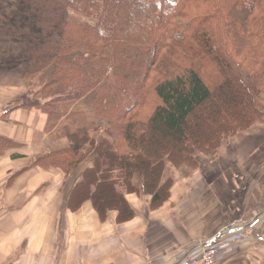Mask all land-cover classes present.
<instances>
[{
  "label": "trees",
  "instance_id": "trees-1",
  "mask_svg": "<svg viewBox=\"0 0 264 264\" xmlns=\"http://www.w3.org/2000/svg\"><path fill=\"white\" fill-rule=\"evenodd\" d=\"M5 2L0 66L35 81L24 106L45 112L48 133L69 141L36 163L68 175L94 155L79 185L100 218L105 185L118 214L133 217L125 192L161 203L176 181L168 167L195 170L199 154L216 156L263 119L264 0Z\"/></svg>",
  "mask_w": 264,
  "mask_h": 264
},
{
  "label": "crops",
  "instance_id": "crops-1",
  "mask_svg": "<svg viewBox=\"0 0 264 264\" xmlns=\"http://www.w3.org/2000/svg\"><path fill=\"white\" fill-rule=\"evenodd\" d=\"M7 75L16 77L8 78L11 85H6ZM23 76L22 71L18 69L6 71L0 68V139L10 142L7 145L0 140V156L4 159H22L30 153H34L35 150L27 153L25 151H27L26 149L32 150V147L37 145L38 140H42L44 137L43 133L46 134V113L36 107L24 106L30 101L28 100L29 94L24 89ZM30 132H35L37 139L29 146L26 139ZM49 144L46 142V145ZM68 146L67 142L64 148H68ZM57 151H62L61 147L54 149L44 147L40 149L38 154H34L32 161L22 165L18 170L16 169L12 176V172L9 175L3 173V179L0 180V201L5 196L6 190L24 177L22 175L39 168L38 162L36 163L38 158ZM199 177L195 174L184 179L181 177L180 180H182L180 181L179 177L176 176V182L173 190H170V196L165 206L157 212L139 211V208L131 202V196H128L127 200H129L134 215L129 223L125 241L120 237V234H116L118 231L112 224L108 223L109 219L106 220L107 223H99L98 221L95 224L88 223V215L91 216L90 218H94L95 214L91 211L89 200L79 202L82 194L77 195V203L72 207L65 201L69 200L68 197L64 198L65 204L61 207H58V201L62 203V200L54 201L44 232L45 247L49 258L47 264H89L91 259L87 261V256L88 258H96L92 259L94 262L102 261L103 248L107 249L106 252L111 258L113 256L119 258L115 264H174L179 252L190 244L200 241L212 233L214 234L216 230L218 232L224 226L246 223L258 213H261L263 217L261 224L254 229L251 235L250 240L254 241V246L251 248L248 244L237 249L222 259L220 264H264V207L256 212L258 208L256 205H247L248 202L253 204V200L248 198L245 202L244 199L242 206L245 204L247 209L254 210L255 207L256 209L250 215H236L235 219L230 220L228 218L233 215L231 211L234 207L226 204L228 192L214 193L215 189L212 187L214 178ZM202 179L205 180L204 189L207 191L202 189L201 192L204 193L199 198H191L193 194L189 193H193L192 187L184 186V181L197 182L198 188V182ZM56 182L54 177H49L40 187L38 186L29 192V200L38 205L40 200L48 197V191L53 185L58 184ZM232 184L236 186L234 180ZM246 185H249L248 182H241L240 189L242 187V190H247ZM91 190L93 189L91 188ZM185 196H190L189 202L183 201ZM198 199L200 204L197 202ZM147 200L149 201V199ZM3 205V202H0V218L6 216L8 211ZM181 205L186 206V208H182ZM35 211L37 210L34 209L31 212L32 218ZM245 216L246 219L243 218ZM35 222L38 220L31 221V224L34 225ZM5 224V222L1 223L0 230ZM132 224L135 225L134 229L129 230ZM3 233L5 234V232ZM252 236L254 240H252ZM158 238H162L164 244L157 250L156 245L151 244V242ZM41 242L42 239L37 241L32 248L36 247L40 251L43 247ZM4 263L0 262V264Z\"/></svg>",
  "mask_w": 264,
  "mask_h": 264
},
{
  "label": "rangeland",
  "instance_id": "rangeland-1",
  "mask_svg": "<svg viewBox=\"0 0 264 264\" xmlns=\"http://www.w3.org/2000/svg\"><path fill=\"white\" fill-rule=\"evenodd\" d=\"M1 2L2 4L0 6H8V2L3 3V0H1ZM10 12L11 11H9L8 14ZM247 48L250 47L245 46L243 50H246ZM13 62L15 63L16 61L14 60ZM0 68L6 71H11L12 69L3 66H0ZM9 77L16 78L14 76L12 77L11 75H7L5 80L7 81L6 85H11V82H8L10 81L8 80ZM23 81L24 89L27 92L28 87H26V84L32 87L35 83V81L32 80L26 82L25 76H23ZM30 96L32 98V95ZM30 96H28L29 101H31ZM259 98L261 110H263L264 115V89L260 93ZM45 130L46 134L43 133L44 137L42 138V140H38L37 145L33 146L32 150L26 149L27 151H25L27 153L35 150L34 153H30L27 157H23L22 159L19 158L16 160L4 159L0 156V180L3 179V173L9 175L12 172V176L13 172H16V169L18 170V168L22 165H25L28 162L32 161L35 156L34 154H38L40 152V149H43L44 147H48L49 149L61 147V150H67L64 147L67 142L69 145L68 139L61 137L55 138L51 133H48L46 128ZM54 130L56 129H53V131ZM34 133L30 132V134L27 135L26 140L28 141L29 146L37 139V137L35 136L36 134ZM56 133L59 134L61 132L56 131ZM100 134L106 136L104 133H98L97 135ZM46 142H49L50 144L46 145ZM26 145L28 146V144ZM165 146L166 147H161V149L166 153L171 152L169 150V145L167 144ZM199 155V166L193 171L187 170V168H179L178 170L174 169V167H168L169 169H171V173L174 178L178 176L180 180L181 177L182 179L186 178L183 175H188V178L192 177L195 174L200 176L199 178H214V182L212 185V187H214L215 189H213L214 193H222L223 191H227L228 193L225 200L226 204L228 203L231 205V207H234V209L231 211V214L233 215H230L228 218L230 220L235 219L234 217L236 215H250L253 213L256 207H258L256 212L260 211V209L264 207V116L261 121L255 122L247 131L237 134L222 142L216 156H212L207 159V157H204L201 154ZM144 156L147 155L144 154ZM148 157H150V154H148ZM44 161L41 160L39 162L38 169L31 171V173L22 175L24 177H20L21 180L18 183H16L10 189L6 190L5 196L2 198V201H0L5 205L4 208L8 210L6 216L0 218V226H2V222L6 223L0 230V262H5L4 264H47L49 258L47 257L48 251L45 247L46 237L44 238V232L47 225V219L49 218V215L51 213L50 211L52 210V206L54 205V201L62 200V203L61 201H58V207H61L64 206L65 201L68 202L67 200L64 201V198L68 197V205L72 207V205H75L77 203L76 198L79 194H82L83 199H80L81 202L89 200V197L84 198L83 195L86 192L85 185H77L82 180L87 178L85 177L84 179H82L83 174H85V170L87 168L94 167V155H88L80 160L79 164H77L76 166L74 165L75 167L73 166L74 168L69 172L68 175H66L65 173V167H61L60 164L52 163L50 165H44ZM91 174H96V172H93ZM49 177H54V179L57 180L56 183L58 184L51 187V189L48 191V197L44 198L42 201L40 200L38 202V205L37 203H32V201L28 198L29 192H31L32 189H35L38 186L40 187L41 184L44 183ZM233 180L236 183V186H233ZM243 181L248 182L249 184L246 185L247 190H242V187L240 189L239 185ZM175 182L176 181H174L169 188L168 197H166L161 203L155 204L154 206L151 205V196L148 194H143L142 192H125L124 195L126 200L128 196H131V202L139 208V211L150 210L153 212H157V210H161L163 206H165V203L170 196V190L174 187ZM204 182L205 180L203 179L202 181L199 180L198 188L197 182L191 183L188 180V182L184 181L183 184L186 187H192L193 193L190 192L189 194H193L191 198L195 199L197 197L199 198L204 193L201 192V190L204 189ZM93 188L94 187H92V189ZM204 190L207 191L206 189ZM112 192L113 190L106 185L104 186V189L101 188L99 192L100 196L98 198L100 199V201H105L104 211H107L106 216L104 218H100V214L96 210L95 205H92V203L89 202L91 211L95 214V217L90 218L91 216L88 215L87 221L90 224H95L96 221H98L99 223H107L106 220L109 219L108 223L112 224L115 229H117L118 232L116 234H120V237L125 241L127 237L126 233L128 231L129 223L131 222L132 217L126 216V213H122L123 211H121L122 214H118L117 208L119 207V203L112 196ZM248 198H251L253 200V204L251 202H248L247 205H256L254 210H252L251 208L247 209L245 204L244 206H242L243 200L245 199L246 202ZM147 199H149V201ZM189 200L190 196H185V198L183 199L184 202H189ZM128 201L129 200H127V202ZM197 202L200 204L199 199ZM128 205L130 206L129 202ZM181 207L186 208V206L184 205H181ZM187 208L189 207L187 206ZM34 209H36L37 211H35V215L32 218L31 212ZM69 210L71 211V209ZM243 218L246 219V216ZM37 220L38 222H35L34 225L31 224V221ZM134 226L135 225L132 224L129 230H133ZM3 232H5V234ZM212 235L213 233L208 235V237ZM41 239L43 247H41L40 251L36 247L32 248L33 245H35L37 241H40ZM252 240H254L253 236ZM253 242L254 241H249V247L252 248L254 246ZM151 244H155L158 250V248L163 246L164 240L162 238H158L152 241ZM102 250V261L99 260L94 262L92 259L96 258H88V256L87 261H90L89 259H91V264H115V261H117L118 257L113 256L111 258L108 252H106V248H103ZM4 258L5 260L3 261Z\"/></svg>",
  "mask_w": 264,
  "mask_h": 264
},
{
  "label": "built area",
  "instance_id": "built-area-1",
  "mask_svg": "<svg viewBox=\"0 0 264 264\" xmlns=\"http://www.w3.org/2000/svg\"><path fill=\"white\" fill-rule=\"evenodd\" d=\"M262 217L261 213L255 214L246 223L224 226L210 238L190 244L179 252L174 264H220L226 256L249 244L251 234L261 224Z\"/></svg>",
  "mask_w": 264,
  "mask_h": 264
},
{
  "label": "bare ground",
  "instance_id": "bare-ground-1",
  "mask_svg": "<svg viewBox=\"0 0 264 264\" xmlns=\"http://www.w3.org/2000/svg\"><path fill=\"white\" fill-rule=\"evenodd\" d=\"M210 238V237H209Z\"/></svg>",
  "mask_w": 264,
  "mask_h": 264
}]
</instances>
